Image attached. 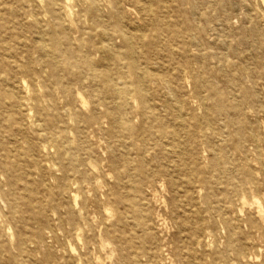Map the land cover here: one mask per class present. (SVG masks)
Returning a JSON list of instances; mask_svg holds the SVG:
<instances>
[{"label": "rangeland", "instance_id": "374dc122", "mask_svg": "<svg viewBox=\"0 0 264 264\" xmlns=\"http://www.w3.org/2000/svg\"><path fill=\"white\" fill-rule=\"evenodd\" d=\"M78 2L84 0L74 3ZM159 4L162 22L177 30L169 32L175 40L169 45L171 52L176 54L187 42L185 62L214 86H226L220 65L251 63L248 53L259 48L261 63L251 64L256 72L244 81L252 91L257 81L260 92L254 96L263 100L264 0H160ZM205 15L216 32L203 40V46L193 45L200 37L199 27H210ZM132 19L140 23L138 17ZM175 59L178 55L171 62ZM189 77L193 79L192 74ZM204 93L202 104L190 92L185 106L191 112L183 113L185 126L178 132V145L161 150L153 141L137 140L124 156L117 153L125 158L124 167H136L143 160L148 169L142 178L117 176L110 166L112 139L91 126L87 135L80 136L84 147L77 145L76 159L63 157L66 164L78 166L67 187L53 146L36 154L26 150L28 141L41 139L32 115L21 125L13 123V132L19 126L24 129L19 131L22 139L9 137L17 145L10 151L14 167L0 174V264H194L200 260L216 264L209 256L202 258L201 250L218 257L226 244L235 242L218 208L227 209L232 217L248 212L255 216L249 203L253 198L264 201L262 185L244 191L226 188L245 181L242 173L247 170L264 174V113L256 115L246 100L233 94L223 95L224 109L214 114V100ZM215 132H219L216 138ZM227 132L230 136L225 140ZM203 134L207 141H202ZM84 171L87 177H82ZM243 197L247 203L240 214ZM41 205L47 206L51 219L35 217ZM71 216L82 223V229H74ZM244 235L239 234L238 243ZM23 238L28 251L19 246Z\"/></svg>", "mask_w": 264, "mask_h": 264}, {"label": "bare ground", "instance_id": "6f19581e", "mask_svg": "<svg viewBox=\"0 0 264 264\" xmlns=\"http://www.w3.org/2000/svg\"><path fill=\"white\" fill-rule=\"evenodd\" d=\"M74 2L0 0V174L14 167L10 151L17 145L11 144L9 137L22 139L19 131L24 128L19 126V131L13 132V123L21 125L30 115L33 123L39 125L41 139L28 141L26 150L36 154L53 146L68 187L71 173L78 166L66 164L63 157L76 159L77 145L84 147L80 136L87 135L91 126L112 139L115 149L110 151V166L116 169L117 176L142 178L148 169L143 160L136 167L122 164L129 145L137 140L145 144L153 141L161 150L178 145V132L185 126L183 113L191 112L185 106L190 92L204 104L207 91L214 100V114L224 109L223 95L233 94L246 100L256 115L264 113V93L263 100L254 96L260 92L257 81L253 91L244 81L247 74L256 72L251 64L261 63L259 48L248 53L251 63L220 65V77L226 86L219 88L185 62L187 42L176 54L171 52L169 45L175 40L169 32L177 30L162 22L160 0ZM132 15L139 18V24ZM206 17L204 21L210 27H199L200 37L193 45L203 46V40L216 32L215 24ZM175 55L178 59L171 62ZM213 135L216 138L219 132ZM229 136L227 132L225 140ZM207 139L203 134L202 141ZM117 153L123 156L119 158ZM86 174L82 172V177ZM256 174L247 170L242 173L245 181H236L226 188L244 191L264 186V174ZM242 202L240 214L247 199L243 197ZM249 206L254 208L255 216L248 212L232 217L227 215V209L218 208V215L235 242L226 244L218 257L204 248L202 258L209 256L216 264H264V201L253 198ZM46 209L41 205L35 217L51 219ZM71 221L74 229H82V223L73 216ZM241 232L245 235L238 243ZM196 241L203 245L199 238ZM19 246L28 251L25 238ZM202 263L200 260L194 264Z\"/></svg>", "mask_w": 264, "mask_h": 264}]
</instances>
